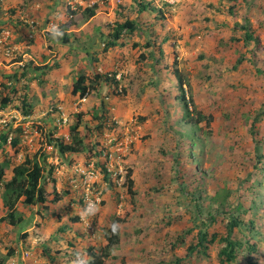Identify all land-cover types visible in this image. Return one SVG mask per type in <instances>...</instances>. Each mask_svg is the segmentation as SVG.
Returning <instances> with one entry per match:
<instances>
[{
  "label": "rangeland",
  "instance_id": "1",
  "mask_svg": "<svg viewBox=\"0 0 264 264\" xmlns=\"http://www.w3.org/2000/svg\"><path fill=\"white\" fill-rule=\"evenodd\" d=\"M143 1L152 7L0 0V37L9 30L6 44L14 49L5 55L0 47V136L8 135L0 141V215L9 211L4 183L15 166L38 161L48 190L46 203L18 200L19 223L0 221L2 264L103 256L116 218L119 239L105 264H264V0ZM126 19L137 27L109 45L115 24ZM71 21L63 43L57 35ZM247 30L257 40L246 41ZM239 56L245 60L233 68ZM180 73L190 114L178 98ZM81 74L95 84L87 100L72 92ZM198 112L211 122L195 124ZM79 119L81 149L62 152L56 139L75 141L70 128ZM127 137L108 175L106 153ZM91 161L101 200L86 215L83 189L72 180L75 166ZM199 232L207 243L187 256ZM228 234L237 257L221 261L220 238Z\"/></svg>",
  "mask_w": 264,
  "mask_h": 264
},
{
  "label": "trees",
  "instance_id": "2",
  "mask_svg": "<svg viewBox=\"0 0 264 264\" xmlns=\"http://www.w3.org/2000/svg\"><path fill=\"white\" fill-rule=\"evenodd\" d=\"M140 7V10H146L149 7H152L149 4H145L143 0H137ZM96 8L97 4L91 6L90 8H87L89 11L88 18L93 17L96 14ZM231 11L233 12V8H231ZM74 22L71 21L70 23H63L61 26V29H63V32H59L57 37L58 39L63 43L70 42V34L67 31V27L72 25ZM137 27V23L133 20L126 19L124 22H117L115 24L114 32L111 35V39L109 41V45H115L118 40L122 37L124 31L127 30H134ZM1 31V29H0ZM1 33V32H0ZM244 38L246 41L253 40L258 38V36H255L253 32L247 30L245 33ZM245 60L244 56H239L236 64L233 66V68L238 67L243 61ZM102 77L100 74H96L95 79L99 81V79ZM180 77V87L182 89V92L178 95V98L182 101L184 108L186 109V114H190V104L192 103L191 99L188 98L183 81L181 73L179 74ZM89 77L86 74H81L78 79L74 82L73 85V93L78 94L80 97H83L87 95L90 92L92 86L91 82H89ZM11 99L5 98L4 104H7ZM25 100V99H24ZM203 117L207 118V123L209 124L212 120L211 115H205L202 112H198V117L196 120H194V123H199L200 120L203 119ZM194 119V118H193ZM80 119L75 122L70 130L73 133V137L75 141L72 142H65L64 140L57 138L56 142L59 145V148L62 152H77L81 148V144L83 143V138L79 135V127H80ZM253 131V130H252ZM0 141L7 142L8 141V135L7 134H1ZM17 139H13V145L16 146ZM258 149V146H257ZM26 161L29 162L28 158ZM4 177V169L3 166L0 164V181H2ZM43 178V167L42 165L36 161L34 162L33 166H27L26 164H20L14 167L13 169V175L12 177L4 183V194H3V200L4 204L9 207V211L5 215H0V221H9L11 224H17L20 221L23 220L22 217L16 218V204L18 200L21 197H24V200L26 203L29 204H38V203H46L48 201V190L45 184L42 183ZM128 179V188L130 193L133 195L135 194V190L133 188L134 186V180L131 177V172H128L127 175ZM120 221L119 218H116L113 222L111 227L109 228V231L111 234L108 236V244L105 248H103L102 255H99L93 251L94 259L89 260L88 264H105L104 258L109 256V248L112 247L116 242L118 241V231L119 226L118 222ZM116 225V230L113 231V224ZM199 238L198 241L194 244H191L187 249V256H190L195 250L202 249L201 247H205L207 243L206 234L199 232ZM217 237V234L214 233L213 237L211 238L214 240ZM222 242H225V245L222 247L220 253H221V261L228 260L232 261L236 259V248L234 246V242L231 238V234H228L226 236H222L221 238ZM104 257V258H103ZM183 258H177L176 262L173 264H178L180 261H182ZM0 264H2L0 260Z\"/></svg>",
  "mask_w": 264,
  "mask_h": 264
},
{
  "label": "built area",
  "instance_id": "3",
  "mask_svg": "<svg viewBox=\"0 0 264 264\" xmlns=\"http://www.w3.org/2000/svg\"><path fill=\"white\" fill-rule=\"evenodd\" d=\"M168 2L174 3L176 0H167ZM3 36L0 37V47L3 48L4 54L5 55H12V52L14 49L10 46L7 45V38L9 37L10 31H4ZM81 100H87V95L83 96ZM66 120V119H65ZM5 121V120H4ZM7 122V121H6ZM130 140L129 137H127L126 142L119 141L116 145L115 150L117 152H107L106 153V173L108 175L111 174L113 171L111 165L113 164L114 160H120L122 155L126 151L127 143L129 144ZM110 162V163H109ZM75 175L73 176V185L75 189H80L82 187V192H81V200L83 202V205L86 207L89 202L93 203L96 206V203L101 200V192H95L94 189V183L97 181V177L100 174V171L96 168L95 161H91L88 165H82L78 164L75 166L74 169Z\"/></svg>",
  "mask_w": 264,
  "mask_h": 264
},
{
  "label": "clouds",
  "instance_id": "4",
  "mask_svg": "<svg viewBox=\"0 0 264 264\" xmlns=\"http://www.w3.org/2000/svg\"><path fill=\"white\" fill-rule=\"evenodd\" d=\"M95 210H96L95 205L93 203L89 202L87 207H86L85 214L86 215L94 214ZM112 227H113V231H115L116 230L115 223L113 224ZM74 264H88V260L85 259L82 255L77 254V257L74 261Z\"/></svg>",
  "mask_w": 264,
  "mask_h": 264
},
{
  "label": "crops",
  "instance_id": "5",
  "mask_svg": "<svg viewBox=\"0 0 264 264\" xmlns=\"http://www.w3.org/2000/svg\"><path fill=\"white\" fill-rule=\"evenodd\" d=\"M27 20V19H26ZM50 25H54V22H51L50 24H48V28H50L51 26ZM56 26V25H55ZM39 41H36V44H38ZM18 47H20V49H22V47L25 46L24 42L23 41H20L19 44H17Z\"/></svg>",
  "mask_w": 264,
  "mask_h": 264
}]
</instances>
